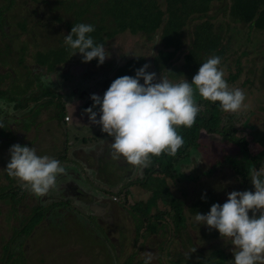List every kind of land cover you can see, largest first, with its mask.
<instances>
[{
  "label": "rangeland",
  "instance_id": "obj_1",
  "mask_svg": "<svg viewBox=\"0 0 264 264\" xmlns=\"http://www.w3.org/2000/svg\"><path fill=\"white\" fill-rule=\"evenodd\" d=\"M61 1L0 0L1 18L4 15L9 18L7 27L4 28L7 40L2 41L0 36V65L6 68L4 70H8L7 67L10 66L12 72L19 77V82L24 83L26 73L31 76L40 73L38 69H28L27 65L33 63L36 52L43 53L57 48L59 43L63 42L64 36H67L65 27L67 22L72 20V15L65 11L66 3L58 4ZM9 3L12 7L4 14V7ZM210 7L208 15H214L218 5L214 3ZM75 10L77 7H74ZM216 17V20L210 21L213 29H217V32L225 37H230L232 41L230 51L222 60V66L225 68L224 79L230 89L240 88L246 93L245 106L235 114L246 116L252 111L257 114L254 122L256 127L251 130L245 122L244 127L247 128L240 133V136H245L249 141L250 151L256 152L261 149L258 141L264 135V32L256 33L247 25L230 23L221 14ZM39 18L45 22L42 29ZM3 20L0 19V23ZM22 22L26 25L25 32L20 29L19 24ZM83 22L84 20H79L77 24ZM193 25L185 29L184 46L171 60V67L186 69L185 56ZM104 47L108 58L103 65L85 67L83 73L89 71L86 76H82L83 73L79 74L81 68H76L82 66L78 53L74 56L69 53L65 56V62L60 65L61 69L56 70L59 76L49 73L42 79L45 88L54 87L58 92L61 89L58 83L70 73L73 81L79 79L78 85H89L82 91L75 89L80 95L75 91V103L70 105L65 102L69 118L66 127L58 125L54 107L45 108L42 107L43 104H39L40 108L34 110L38 116L35 117L33 113L24 119L35 130L36 138L32 136L34 133L31 131L21 129L15 131L14 127L9 128L15 137L24 134L22 144L25 142L26 146L34 148L37 153L43 152V155L55 158L54 156L66 147L69 155L65 160L67 163L64 164L65 167L62 165L66 169V174L57 178L56 188L47 196L37 198L29 191L21 189L19 193H28L27 199L15 205L16 211L12 208L11 201L7 203L0 201V260H5L8 251L16 250L9 264H129L130 259L131 264H137L144 262L142 254L150 251L154 253L151 264H171L167 262L168 253L173 256L179 252L184 254L191 247L189 236L194 239L193 247L203 249L204 255L210 249L219 248L233 256L230 241H224L220 236L212 237L209 241L202 237L203 232L215 230L198 225L194 221L195 214L190 211V207L195 204L198 213L207 214L213 204L223 205L229 193L241 191L238 187V177L228 170L220 168L209 176L205 174L216 160H221L225 155L232 156L238 151L237 146L227 143L219 136L201 134L200 147L197 150L199 156L193 159V167L186 171L187 174L193 173L195 179L176 183L165 180L171 194L177 197L186 195L185 227L179 235H174L172 219L167 215L160 222L149 218L152 231L148 232L146 220L131 208L135 202H144L151 197L153 190H159L161 197L158 198L151 214L163 211L167 198L166 185L161 181V176L156 175L148 180L144 188L137 186L126 188L124 193L126 197H130L124 201V186L132 180H141L144 177L143 169L129 165L123 157L119 160L112 159L110 155L112 138L103 134L99 126L89 123L85 110L93 105L91 95L103 98L111 83L119 78L116 74L117 68L123 67L132 58L142 57L145 64L150 65L148 71L156 73L157 80L161 76L165 78L168 76L154 68V57L161 48L156 40L147 41L145 36L141 34L134 36L127 31L107 40ZM42 70L45 72V67ZM61 73L63 75H60ZM184 78L187 79L186 76H181L174 82L170 79L169 81L178 83ZM91 84L96 86L91 87ZM69 85L68 81L67 86ZM89 88L93 90L89 91ZM49 98L50 96H46L42 100ZM14 105L9 102L5 104L0 100V121L6 115L21 118L29 111L27 106L16 108ZM30 106L33 107L34 104ZM94 111H99L98 107ZM253 115L249 119H252ZM0 137H4L3 134H0ZM83 139H87L85 144L82 142ZM8 152L6 147L0 149V175L6 171V164L10 160ZM197 163L199 166H196ZM9 182L0 179V185L7 184V188ZM75 191L81 198L75 197L77 196ZM95 199L109 204L111 208L107 210L105 208L107 205L104 207L105 204L94 203ZM34 205L43 210L46 207L47 216L27 233L28 236L16 238V232L13 230L21 227L20 213L27 216L32 212ZM103 216L107 219L104 223H99Z\"/></svg>",
  "mask_w": 264,
  "mask_h": 264
},
{
  "label": "trees",
  "instance_id": "obj_2",
  "mask_svg": "<svg viewBox=\"0 0 264 264\" xmlns=\"http://www.w3.org/2000/svg\"><path fill=\"white\" fill-rule=\"evenodd\" d=\"M60 3L61 5L66 3L65 11L67 14L72 15V20L68 21L67 27H65L67 35L70 34L73 25H76L79 20H84L83 23L95 26V31L91 33L90 36L96 44L105 45L107 40H111L118 34L127 31L134 36L136 34H141L146 37L147 41H158V45H160L161 48L154 57V68L157 72L163 71L168 76V80L170 79L172 82L181 76H186L187 81H192L200 65L204 63L208 57L217 55L223 60L225 54L230 51L231 38L218 33L217 29H213V24L210 23L212 19H217L216 15H224L230 23L247 25L256 33L264 32V0H79L78 2L62 0L58 4ZM214 3L218 5L216 13L214 15H208L211 8L210 6ZM9 7H12L10 3ZM74 7H77V10L74 11ZM0 19H4L0 23V36L2 37V41H4L7 40V34L1 32V30L7 27L9 18L6 15L1 18L0 15ZM39 20L41 21L40 27L42 29L45 27V22H42L43 20L40 18ZM191 24L194 25L190 32V43L187 45V54L185 56L186 71L171 67V60L184 46V31ZM19 25L21 26V28L19 27L21 31L25 32L26 25L24 22ZM228 26L229 25H227L226 28H228ZM220 29L222 30V27ZM22 50L24 51V49ZM69 53H71V50L65 45L64 40L60 42L55 49L43 53L36 52L33 57V63H31V65L28 63L27 65H29L28 69H38L40 73L37 72L34 76L26 73L24 83L19 82V77L12 72L10 66L7 67L9 68L8 70H4L6 68L0 65V100L5 104L8 102L15 104L14 106L16 108H23V106L29 108L28 113L21 118L9 117L7 115L2 118L0 122L3 123L4 127L0 128V134H3L4 137H0V149L6 147L9 150L14 144L26 146L25 142L22 144L25 135L20 134L18 137H15L13 131L9 130L10 127H14V129H16L15 131H17V129L31 131V133H34L32 136L36 138L35 130L28 125L29 123H26L24 119L33 113L35 116L37 112L34 110L39 104H43L42 107L45 108L54 107L56 110V117H58V125L60 127L63 125L65 127L67 126L69 121L65 120V117L68 115L65 104L67 101L65 100L68 99V97L64 94L63 89L67 87L68 81L70 83L69 77L71 73L68 74L66 78L61 77L63 80L58 83L61 88L59 92L54 90V87H49L48 85V87L45 88L42 79L47 77L49 73L57 74L56 70L61 69L60 65L65 62V56ZM78 56L79 60L82 62L83 57L79 53ZM96 64L98 65L96 59L88 63L82 62V73L85 67ZM143 65H145V62L142 57L132 58L126 65L117 68L116 74H118L119 77L125 75L135 76L136 70ZM44 67L46 69L45 72L42 70ZM46 72L47 74H45ZM87 73H89L88 70L86 73L84 72L82 76L85 74L87 75ZM57 75L59 76V74ZM60 75H63V73ZM92 84L91 87L94 85L96 86V84L93 86ZM85 86L87 87L89 85H80L75 87V89L82 91L85 90ZM75 89L73 91L71 90L70 96L75 94L74 92L77 91ZM89 90L91 91L93 89L89 88ZM46 96H50V98L48 100H42ZM194 100L200 107V111L198 112L194 124L190 128L181 126L176 129L177 133L181 135L184 140V144L178 150L176 156L169 157L166 154H162L160 157H152L153 163L151 166L143 169L144 177L141 180H132V182L124 186L123 193L126 188L129 189L134 186L144 188L148 180L154 178L156 175L161 176V181L165 182V198H167V203L164 204L163 211H159L157 214H151L153 208L156 207L158 198L161 197L159 190H153L151 197L146 201H137L131 206L133 210L139 213L143 220H146V229L148 232L152 231V224L151 221L149 222V218H153L155 221L160 222L166 215L170 216L172 219L175 231L174 235H179V232L185 227V209L187 205L184 199L186 195L177 197L171 194L165 180H171L176 183L196 178L193 173L187 174V170L183 168L193 167V159L199 156L197 150L200 147L202 133L206 135H217L227 143L238 147V151L234 155H225L223 158L221 157V160H216L215 163L210 166L209 171L205 173L208 174V176L211 175L214 170L217 171L223 168L238 177V187L241 191H254L251 185V172L253 169L264 171V135H262L258 141L261 149L256 152H251L247 138L245 136H240V133L246 130L244 128L250 127L251 130H253L256 127L254 122H256L255 117L257 114H255L254 111L249 112L246 116L235 113H225L221 111L219 102L213 103L205 101L198 93L194 95ZM38 101H42V103ZM31 104H34V106L31 107ZM252 114H254V117L249 119ZM37 116L38 114L35 117ZM245 122L247 123V127H244ZM33 137L32 139H34ZM82 142L85 144L87 139H83ZM43 154V152L37 153V155L40 156H43ZM68 155L69 152H67V148L64 147L58 152V155L54 157L64 166V164H67L65 160ZM8 156L10 157L9 152ZM196 166H199V163H197ZM194 168L197 169V167ZM1 177L4 181L10 182L8 188L6 187L7 184L0 185V201H3V203L11 201L13 204L12 208L15 209V205H19L22 200L27 199L26 195L28 193H19L21 187L18 185L16 179L8 176L7 171L2 172V175H0V179L2 180ZM123 195H125L123 197L124 201H127L130 197H126L125 193ZM31 211L32 212H29L27 216L20 213L22 216L21 227L20 229L13 230L16 232V238L26 237L27 233H30L32 229L47 216L45 213L46 207L43 210V208L34 205ZM190 211L193 214L197 213L195 204L190 207ZM218 234L219 232L216 230L215 232L205 231L202 237L206 241H209L212 237H219L220 234ZM188 240L190 241L191 247H189L184 254L179 252L173 256L171 253H168L169 259L167 262L169 261L171 264H232L234 260L233 256L225 253L219 248L210 249L204 255L203 249L193 247L194 239L192 236H189ZM14 252L17 251H8L5 260H0V264H9ZM131 260L132 259L128 261L129 264L132 263ZM137 264H144V262L142 261Z\"/></svg>",
  "mask_w": 264,
  "mask_h": 264
},
{
  "label": "clouds",
  "instance_id": "obj_3",
  "mask_svg": "<svg viewBox=\"0 0 264 264\" xmlns=\"http://www.w3.org/2000/svg\"><path fill=\"white\" fill-rule=\"evenodd\" d=\"M94 31L92 24L73 25L70 34L64 36V43L72 56L79 53L83 63L96 59L100 66L108 56L104 45L96 44L90 36ZM149 67L145 64L135 76L115 79L103 98L91 95L93 105L85 110L89 123L112 138L110 155L114 160L123 157L129 165L142 170L151 166L152 157H175L184 144L176 129L190 128L200 111L195 93L205 101L219 102L225 113L239 112L245 106V91L229 88L217 55L200 65L191 83L185 78L178 83L162 76L157 80ZM97 107L99 111H94ZM9 155L5 169L8 176L37 198L47 196L56 188L57 178L66 174L59 160L37 155L32 147L14 144ZM251 185L254 191H232L223 205L213 204L207 214L197 212L194 216L198 225L218 231L224 241L231 242L232 264H264V171L252 170ZM142 255L144 264H151L154 253Z\"/></svg>",
  "mask_w": 264,
  "mask_h": 264
},
{
  "label": "crops",
  "instance_id": "obj_4",
  "mask_svg": "<svg viewBox=\"0 0 264 264\" xmlns=\"http://www.w3.org/2000/svg\"><path fill=\"white\" fill-rule=\"evenodd\" d=\"M76 68H81V67H76ZM81 73H82V68H81V72H80L79 74H81ZM70 76H71V75H70ZM69 78H70V77H69ZM77 81H79L78 78H76V81H73V80L70 78V85L67 86V88H64V89H63L64 94H66L67 97H68V99H66L65 101H67L70 105L76 102V95L73 94V95L70 96V93H71V90L73 91V90L75 89V87L80 86V85L77 84ZM89 91H90V90H89ZM74 93H75V92H74ZM89 143H91V141H89ZM110 144H111V142H110ZM77 190H78V188H77ZM75 192H76L75 195H77V196H75V197H77V198H81V195H80L79 193H77V191H75ZM73 196H74V195H73ZM79 196H80V197H79ZM94 203H97V204H99V205H104V204H105V203H103V202H101L100 200H97V199H95V202H94ZM101 203H103V204H101Z\"/></svg>",
  "mask_w": 264,
  "mask_h": 264
},
{
  "label": "flooded vegetation",
  "instance_id": "obj_5",
  "mask_svg": "<svg viewBox=\"0 0 264 264\" xmlns=\"http://www.w3.org/2000/svg\"><path fill=\"white\" fill-rule=\"evenodd\" d=\"M8 1V0H7ZM25 1V0H24ZM5 8V12H7V10H9V4H8V6H5L4 7ZM41 25V24H40ZM5 28V27H4ZM4 28L1 30V32H4V33H6L5 31H4ZM7 38V37H6ZM107 205V207H105ZM104 207L108 210V208H111V206H109V204H107V203H105V205H104ZM107 213V212H106ZM107 218H106V216L104 217H102V218H100V220H99V223H104V221L106 220Z\"/></svg>",
  "mask_w": 264,
  "mask_h": 264
},
{
  "label": "built area",
  "instance_id": "obj_6",
  "mask_svg": "<svg viewBox=\"0 0 264 264\" xmlns=\"http://www.w3.org/2000/svg\"><path fill=\"white\" fill-rule=\"evenodd\" d=\"M65 120H66V121H68V120H69V118H68V117H65Z\"/></svg>",
  "mask_w": 264,
  "mask_h": 264
}]
</instances>
